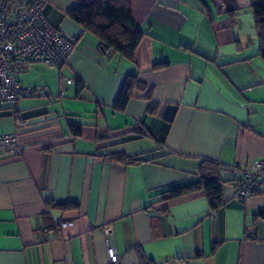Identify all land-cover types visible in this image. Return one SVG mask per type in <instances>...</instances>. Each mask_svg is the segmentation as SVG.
<instances>
[{"label":"crops","instance_id":"obj_1","mask_svg":"<svg viewBox=\"0 0 264 264\" xmlns=\"http://www.w3.org/2000/svg\"><path fill=\"white\" fill-rule=\"evenodd\" d=\"M41 1L74 49L57 70L35 64L19 73L48 98L0 108V136L26 147L0 157V264H109L108 245L116 264H140L138 250L155 264H264V216L256 240L244 239L264 215V185L242 203L226 184L217 213L201 193L159 197L197 182L203 161L237 182L232 167L264 159V60L252 13L217 15L209 0H129L144 34L132 63L106 57L68 18L79 0ZM129 76L142 88L116 111ZM167 107L177 109L169 127ZM117 153L144 161L125 165Z\"/></svg>","mask_w":264,"mask_h":264},{"label":"built area","instance_id":"obj_2","mask_svg":"<svg viewBox=\"0 0 264 264\" xmlns=\"http://www.w3.org/2000/svg\"><path fill=\"white\" fill-rule=\"evenodd\" d=\"M73 49V42L47 23L40 0H0V108L23 99L48 98L44 88L25 87L18 79L19 73L35 64L61 68L67 64ZM65 83L70 84L71 79ZM15 119L21 125L20 117ZM25 149L15 136H0V157L18 156ZM231 169L239 174L233 199L246 203L264 185V159L250 168L234 166ZM71 224L62 223L60 227ZM107 256L109 264L118 262L109 245Z\"/></svg>","mask_w":264,"mask_h":264},{"label":"trees","instance_id":"obj_3","mask_svg":"<svg viewBox=\"0 0 264 264\" xmlns=\"http://www.w3.org/2000/svg\"><path fill=\"white\" fill-rule=\"evenodd\" d=\"M200 1L204 3L203 0ZM248 2L252 12L258 55L264 60V0H248ZM67 16L83 32L97 39L98 48L106 57L109 58L116 54L129 62H134L135 52L144 34L136 26L129 0H79L78 4L67 12ZM138 88H142V84L138 81L137 76L127 77L114 102L113 108L116 111H123L133 91ZM150 95H148L149 107L153 110L154 106L151 103ZM176 110V108H165L163 118L167 122L168 127L176 114ZM71 132L74 136H79L80 127L71 125ZM111 157L125 165L144 161L138 156L129 157L123 153H117ZM224 169L225 167L219 163L203 161L197 171V182L163 192L159 195L160 200L167 201L192 193H201L208 202L209 210L217 213L223 206V187L226 184H234V187L236 186L235 181L222 179L221 172ZM47 205L61 209L75 206L67 203L59 205L49 203ZM258 216L264 215L260 212L259 215L253 217L251 225L245 227V240H256L255 225ZM137 256L140 264H155L152 260L147 259L141 250L137 251Z\"/></svg>","mask_w":264,"mask_h":264},{"label":"water","instance_id":"obj_4","mask_svg":"<svg viewBox=\"0 0 264 264\" xmlns=\"http://www.w3.org/2000/svg\"><path fill=\"white\" fill-rule=\"evenodd\" d=\"M217 15H227L250 7L248 0H209Z\"/></svg>","mask_w":264,"mask_h":264},{"label":"rangeland","instance_id":"obj_5","mask_svg":"<svg viewBox=\"0 0 264 264\" xmlns=\"http://www.w3.org/2000/svg\"><path fill=\"white\" fill-rule=\"evenodd\" d=\"M240 13L241 14H243L244 15V13H247V14H249V15H251L250 13H252L251 12V8L249 7V8H246V9H242V10H240ZM245 19V17L244 16H242V20H244ZM246 21H243V23H245ZM199 45H197V47H198ZM45 67H47V66H45ZM48 68H53V67H49L48 66ZM53 69H55V70H57L56 68H53ZM47 75V73L46 72H44V73H35V72H31L30 73V76H31V78H34L35 80H37L35 77H39V78H44V76H46ZM30 78V79H31ZM66 81V80H65ZM40 88H43V87H40ZM35 100H39V99H23V100H20L19 102H24V104L25 103H29V101H35ZM20 103V104H21Z\"/></svg>","mask_w":264,"mask_h":264}]
</instances>
